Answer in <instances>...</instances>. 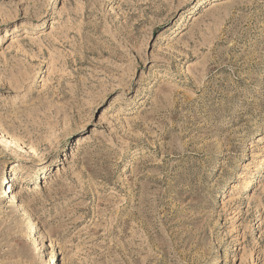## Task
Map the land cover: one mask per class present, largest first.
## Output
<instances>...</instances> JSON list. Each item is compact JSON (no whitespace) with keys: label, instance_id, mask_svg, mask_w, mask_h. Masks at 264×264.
Segmentation results:
<instances>
[{"label":"rangeland","instance_id":"obj_1","mask_svg":"<svg viewBox=\"0 0 264 264\" xmlns=\"http://www.w3.org/2000/svg\"><path fill=\"white\" fill-rule=\"evenodd\" d=\"M0 127V264H264V0H0Z\"/></svg>","mask_w":264,"mask_h":264},{"label":"bare ground","instance_id":"obj_2","mask_svg":"<svg viewBox=\"0 0 264 264\" xmlns=\"http://www.w3.org/2000/svg\"><path fill=\"white\" fill-rule=\"evenodd\" d=\"M0 131H2L4 135H6V136L8 135V133L6 132V130L3 129V128H1V127H0ZM11 180H15V177L13 176ZM8 187H9L8 194H6V197H9L13 193V192H10V184H9Z\"/></svg>","mask_w":264,"mask_h":264}]
</instances>
